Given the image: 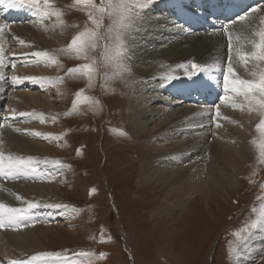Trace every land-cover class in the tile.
<instances>
[{"label": "bare ground", "instance_id": "6f19581e", "mask_svg": "<svg viewBox=\"0 0 264 264\" xmlns=\"http://www.w3.org/2000/svg\"><path fill=\"white\" fill-rule=\"evenodd\" d=\"M42 2L41 11L25 7L20 22L11 18L10 22L1 21L0 24L6 25L0 31V155L4 157V168L9 158L12 161L33 158L32 162L41 164L42 168L38 176L26 169L19 174L25 181L19 180L17 185V174L8 172L5 176L0 171V204L5 205V228H0V262L5 264L41 253L39 236L26 227L23 219L31 220L32 212L40 213L45 220L55 218L56 214L49 218L47 209L28 207L34 203L31 201L49 203L55 199L59 177L50 184L60 167L56 165L57 160L49 156L51 148L42 141L52 140L57 135L49 134L45 127L51 118L60 115L55 111V99L50 91L60 89L61 95L66 97L71 86L52 71L50 77L45 76L41 68L47 59L50 62L64 54V50L61 53L55 48L60 43L56 37L63 36L67 28L60 15L62 5L59 1ZM255 6L260 10L250 17ZM262 6L264 0H166L154 12H144L136 19L128 43V53L134 61L130 63L135 65L129 83L134 82L135 86L130 88L126 108L135 134L143 132L141 135L146 136L147 141L141 139L147 151L143 153L150 155L139 162L138 183L141 186L163 185L167 193L165 202L156 209L158 213L172 215L182 210L195 195L207 198L213 189L225 193L227 189L234 191L240 184L254 143L261 136L264 140V133L257 131V125L264 119V107H261L264 96L258 89L247 98L231 90L225 92L223 82L230 63L236 79L259 84L264 74V61L251 57L241 60L240 57L254 51L260 42V33L264 32ZM3 7L9 8L7 3ZM9 9L12 13L22 10ZM25 18L29 22H24ZM235 24L238 26L234 27ZM226 43H231L230 56ZM34 52L48 55L35 57ZM33 62L42 65L34 69ZM199 62L202 63L197 72L200 75L195 77L192 64L201 65ZM8 67L12 69L11 74L5 71ZM13 77L31 88L35 83L25 78H39L36 83L39 92L31 94L24 90L6 96L7 89L18 85ZM221 90L225 93L220 94ZM221 96L228 99L222 102ZM159 98L163 99L160 100L163 106L158 103L157 109L151 107V101ZM210 134L214 137L212 142L205 139ZM47 171L53 175L46 176L49 175ZM41 175L44 178H40ZM4 177L11 184L5 194L2 191ZM16 205L23 211L17 215L16 223L9 224L8 209H16ZM7 227L13 230L6 231ZM248 243L255 253L253 259L264 258V219Z\"/></svg>", "mask_w": 264, "mask_h": 264}, {"label": "rangeland", "instance_id": "374dc122", "mask_svg": "<svg viewBox=\"0 0 264 264\" xmlns=\"http://www.w3.org/2000/svg\"><path fill=\"white\" fill-rule=\"evenodd\" d=\"M58 1L67 28L63 36L56 37L60 43L55 48L65 52L62 59L55 57L50 62L47 59L43 65L38 62L33 65L34 69L42 65L47 77L52 71L54 76L71 83L66 97L61 95L60 89L50 91L54 95L55 111L61 116L51 118L45 125L49 134H57L56 138L42 141L51 148L49 156L57 160L56 165L60 167L50 185L58 177L59 182L53 201H31L39 205L36 208L47 209L49 218L56 214L55 218L45 220L40 213L32 212L31 220L23 219L26 227L32 228L41 240V253L38 254L41 259L31 261L35 254L24 261L29 259L31 264H262L264 258L253 259L255 253L248 247L249 237L264 219L262 136L254 143L255 148L246 160L240 184L234 191L227 189L228 193H225L213 189L207 198L197 194L182 210L172 215L157 212L167 195L163 185L141 186L138 183L139 162L150 155L143 153L147 152L142 145L146 136L143 132L135 134L127 114L130 88L135 86L134 82L129 83L135 65L130 63L134 61L128 53V43L136 19L144 12H154L166 0H155L151 4L147 0ZM109 5L124 6L112 8ZM42 6V0H36L32 5L36 11H41ZM102 6L107 12L98 32L106 38L98 36L95 48L87 49L85 59L83 53L78 55L71 50V41L95 28L90 16L99 19L101 13L98 9ZM255 7L250 17L260 10ZM26 21L29 22L25 18ZM226 52L228 55L229 43H226ZM85 64L93 68L91 79L82 73H70V69ZM200 64L197 68L202 67ZM179 69L182 70V66ZM11 70L10 67L5 69L8 74L12 73ZM198 70L193 69L195 77L200 75ZM22 82H16L18 85L11 90L7 89L6 96L24 90V93L31 94L39 92L36 83L31 88L21 86ZM78 93L82 95L77 102ZM160 100L163 99L151 101V107L157 109L158 103L163 106ZM210 135L205 138L209 139L208 142L214 140ZM40 165L32 162L27 169L32 171L35 168L34 175L38 176L42 170ZM8 172L9 168L5 166L2 174L8 176ZM17 178L16 185L19 180L25 181L19 175ZM3 181L5 194L11 184L5 177ZM18 207L21 206L15 208ZM9 228L5 230H13Z\"/></svg>", "mask_w": 264, "mask_h": 264}, {"label": "snow or ice", "instance_id": "6c2138e0", "mask_svg": "<svg viewBox=\"0 0 264 264\" xmlns=\"http://www.w3.org/2000/svg\"><path fill=\"white\" fill-rule=\"evenodd\" d=\"M6 0H0V4H5ZM47 3V0H45ZM86 2H90V0H86ZM155 2V0H147L148 4H151ZM36 3V0H7V6L12 9H20V8H25V7H31ZM124 5H109L108 7L112 8H119ZM143 7V5H141ZM98 11L101 13V17L99 19L93 18L90 16V19L92 20V23L95 25V28L92 30H88L86 32L81 33L80 35L76 36L72 41H71V50L75 51L78 55L83 53L84 58L87 59V49L88 48H95L96 43L95 40L99 36L101 39L106 38L104 35L100 34L98 32V29L102 27V20L104 14L107 12L106 7H101L98 9ZM241 20L244 19V17H240ZM4 27L6 25H0V31H3ZM111 31V29H109ZM225 31H227V26H225ZM23 43V42H22ZM107 49V46H105ZM229 52H231V43H229ZM33 56L35 57H47L46 52H34L32 53ZM247 57H251L255 60L258 61H264V32L260 33V42L259 44L255 45V50L251 51L250 53L247 54V56H241V60H246ZM198 65L192 64V68L196 69ZM93 71V68L89 64H85L82 67H74L70 69V73H82L84 75H87L89 79H91V72ZM235 73L233 71V68L231 64L229 63V66L226 69V73L223 76V82H224V91L228 92L229 90L237 93V94H243L247 98L249 93H252L254 90H259L262 96H264V74H261L260 76V81L259 84L244 80V79H236L235 78ZM230 76L232 77L230 79ZM190 78V77H189ZM14 82H21L18 80V78L13 77L12 78ZM25 79H29L34 83L39 82V78L35 77H27ZM82 94L78 93L77 94V102L79 101V98ZM221 101H225L228 99L227 96H221L220 97ZM261 107H264V102L261 103ZM25 115V114H22ZM217 115H219V111L217 110ZM257 131L258 132H264V119L260 121V124L257 125ZM38 135V134H37ZM262 148H264V145H261ZM9 171L13 172L17 175L23 174L27 168H30L32 165V160L29 158L28 160H15L12 161L11 158H9ZM4 169V157L0 155V171H3ZM32 171H35V168L31 169ZM29 208H36L39 207L37 204H29ZM5 209V205L0 204V228L4 226V220H3V210ZM22 209H13L9 208L8 212L10 215L8 216V223L9 224H14L16 223L17 220V215L22 212ZM253 227H256L254 224ZM38 259H41V255L38 256H33L31 258V261H36ZM31 261H13L12 264H31Z\"/></svg>", "mask_w": 264, "mask_h": 264}]
</instances>
